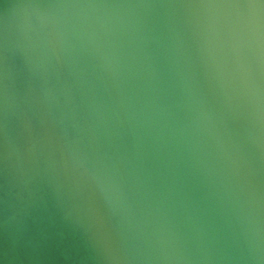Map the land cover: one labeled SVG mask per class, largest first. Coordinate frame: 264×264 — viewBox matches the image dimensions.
Instances as JSON below:
<instances>
[{
  "label": "water",
  "instance_id": "95a60500",
  "mask_svg": "<svg viewBox=\"0 0 264 264\" xmlns=\"http://www.w3.org/2000/svg\"><path fill=\"white\" fill-rule=\"evenodd\" d=\"M0 264H264V0H0Z\"/></svg>",
  "mask_w": 264,
  "mask_h": 264
}]
</instances>
